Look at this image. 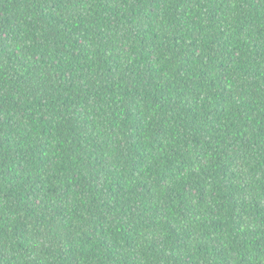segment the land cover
Listing matches in <instances>:
<instances>
[{"label": "trees", "instance_id": "trees-1", "mask_svg": "<svg viewBox=\"0 0 264 264\" xmlns=\"http://www.w3.org/2000/svg\"><path fill=\"white\" fill-rule=\"evenodd\" d=\"M0 264H264V0H0Z\"/></svg>", "mask_w": 264, "mask_h": 264}]
</instances>
